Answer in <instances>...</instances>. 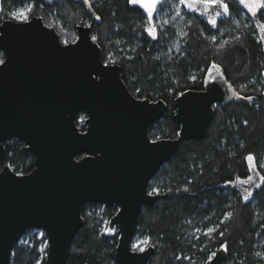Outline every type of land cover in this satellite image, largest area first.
I'll list each match as a JSON object with an SVG mask.
<instances>
[{
    "label": "trees",
    "instance_id": "trees-1",
    "mask_svg": "<svg viewBox=\"0 0 264 264\" xmlns=\"http://www.w3.org/2000/svg\"><path fill=\"white\" fill-rule=\"evenodd\" d=\"M88 2L94 21L78 0H0V22L25 20L14 18L20 11L26 19L39 15L70 42L78 24L92 21L91 36L103 61L121 66L130 91L167 104L164 116L148 129L151 139L177 136L175 97L203 89L213 65L240 97L214 104L204 137L183 141L149 180L148 191L166 196L141 207L131 247L136 250L134 244L145 240L153 246L147 264H207L219 247L227 253L222 264H264V46L252 18L239 0H220L219 15H202L189 0H158L151 14L131 0ZM258 15L264 23V7ZM84 116L77 115L80 129ZM4 146L0 169L5 163L18 173L33 168V155L22 141L9 138ZM250 170L260 181L243 201L227 182ZM115 211V206L91 202L82 207L84 222L65 264H116L118 233L108 225ZM46 248L44 232L30 228L14 244L9 264H44Z\"/></svg>",
    "mask_w": 264,
    "mask_h": 264
},
{
    "label": "water",
    "instance_id": "water-1",
    "mask_svg": "<svg viewBox=\"0 0 264 264\" xmlns=\"http://www.w3.org/2000/svg\"><path fill=\"white\" fill-rule=\"evenodd\" d=\"M96 19L88 0H78ZM202 15L216 14V3L189 0ZM252 20L264 46V23ZM76 26V39L63 42L56 29L39 15L0 22V162L6 158L4 141L16 138L33 155V168L0 169V264L22 234L41 229L47 242L44 264H65L70 243L83 225L82 207L98 203L115 206L109 229L116 227V264H147L153 246L131 247L142 206H151L161 193H150L149 180L188 139L204 137L213 105L240 98L213 65L201 90H186L174 99L176 137L151 139L148 129L163 117L161 98L136 97L121 76L118 63L104 62L91 24ZM84 113V128L76 124ZM250 182L240 183L241 180ZM228 181L250 198L256 188L253 173ZM256 183V184H255ZM224 247L207 264H222Z\"/></svg>",
    "mask_w": 264,
    "mask_h": 264
},
{
    "label": "snow or ice",
    "instance_id": "snow-or-ice-1",
    "mask_svg": "<svg viewBox=\"0 0 264 264\" xmlns=\"http://www.w3.org/2000/svg\"><path fill=\"white\" fill-rule=\"evenodd\" d=\"M133 2H136V0H133ZM186 2H187V0H181V3H186ZM204 2H207V0H204ZM244 2H245V0H241V3H244ZM212 3L213 4L216 3V0H212ZM144 6L147 8L149 14H151L153 11V8L155 7V0H151L150 3H145ZM246 6L249 7V11H251L253 14H255L256 10L258 8L264 7V0H256V3L251 4V5L246 4ZM223 7H224L225 11H227V6L224 5ZM217 15H219V13H217ZM13 16H14V18H18V19H20V18L26 19L27 18L26 13L24 11L13 13ZM210 23L215 25L216 21L213 20V21H210ZM94 39H95V37H94ZM3 63H4V61L2 59H0V64H3ZM248 159H252V157L249 156ZM251 179H252L251 177H248L247 181L241 180L240 183L250 182ZM228 215H230V214H226V216H228ZM109 231H110V229H109ZM209 231H212V230L209 229ZM147 243H148L147 240L143 241V244H147ZM136 250L143 251L144 249L143 248H137Z\"/></svg>",
    "mask_w": 264,
    "mask_h": 264
},
{
    "label": "rangeland",
    "instance_id": "rangeland-1",
    "mask_svg": "<svg viewBox=\"0 0 264 264\" xmlns=\"http://www.w3.org/2000/svg\"><path fill=\"white\" fill-rule=\"evenodd\" d=\"M138 2H140V4L145 8V10L146 11H148L147 10V8L144 6V4L145 3H150L151 2V0H137ZM208 2H212V0H207ZM240 1V3H241V0H239ZM157 2H158V0H155V7H156V5H157ZM254 3H256V0H245V2L244 3H241L242 5H243V8H244V10H245V13L246 14H248V16L250 17V18H252V16H253V13L251 12V11H249V7H247L246 6V4H248V5H251V4H254ZM155 7L153 8V10L155 9ZM261 8V7H260ZM260 8H258V9H260ZM257 9V10H258ZM259 16V15H258ZM50 26V25H49ZM63 42H67V40H62ZM113 63V62H112ZM263 75H264V72H263ZM41 234H42V232L41 231H39L38 232V235L39 236H41ZM46 244H47V242H46ZM136 246V249L137 248H145V247H147L148 245L147 244H143V241L142 242H140L139 244H137V243H135L134 244V246L133 247H135Z\"/></svg>",
    "mask_w": 264,
    "mask_h": 264
},
{
    "label": "flooded vegetation",
    "instance_id": "flooded-vegetation-1",
    "mask_svg": "<svg viewBox=\"0 0 264 264\" xmlns=\"http://www.w3.org/2000/svg\"><path fill=\"white\" fill-rule=\"evenodd\" d=\"M131 1H133V0H131ZM136 2H138L137 0H136ZM138 3H140V2H138ZM84 118H85V116H84ZM84 118H83V120H84ZM253 173V175H254V177L257 179V184L259 183V181H260V177H259V175L254 171V170H250V172H249V174L246 176V177H248V176H250L251 174ZM243 178H245V177H243ZM237 179H240V178H237ZM235 180V179H234ZM256 184V183H255ZM257 184H256V187H257ZM231 187V186H230ZM234 188H236L238 191H239V193H240V195H241V197H242V199H243V201H247L248 199H250V198H246L245 197V194L243 193V192H241L240 191V189L239 188H237V187H234ZM150 193H159V192H151V191H149ZM253 195V194H252ZM116 210H117V208H116ZM116 212V211H115Z\"/></svg>",
    "mask_w": 264,
    "mask_h": 264
}]
</instances>
